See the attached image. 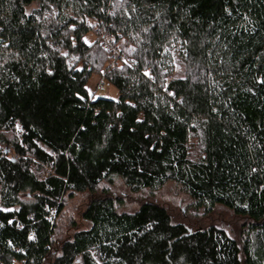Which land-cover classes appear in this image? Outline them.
I'll return each mask as SVG.
<instances>
[{"label":"trees","instance_id":"obj_1","mask_svg":"<svg viewBox=\"0 0 264 264\" xmlns=\"http://www.w3.org/2000/svg\"><path fill=\"white\" fill-rule=\"evenodd\" d=\"M0 264H264V0H0Z\"/></svg>","mask_w":264,"mask_h":264},{"label":"rangeland","instance_id":"obj_2","mask_svg":"<svg viewBox=\"0 0 264 264\" xmlns=\"http://www.w3.org/2000/svg\"><path fill=\"white\" fill-rule=\"evenodd\" d=\"M96 40L95 34H89L86 36L85 41L87 44H92ZM180 70V68H178ZM103 80L100 76H93L90 83L87 86L88 92L91 96L95 98H109L113 100L119 99V92L114 87L107 84L105 81L103 89L99 90V83ZM156 201L162 202L164 204L173 207V209L178 210L181 215L186 216L187 214V201L186 197L181 194H176L173 187L167 186L160 194L155 196ZM87 197L77 195L73 200L68 202V206L61 218H59L58 224L63 225L68 230H73V222L79 225L81 228H87L88 224L83 220L82 214L86 206ZM223 221L221 226L227 230L235 229L234 218L231 214L220 217ZM225 221V222H224Z\"/></svg>","mask_w":264,"mask_h":264},{"label":"built area","instance_id":"obj_3","mask_svg":"<svg viewBox=\"0 0 264 264\" xmlns=\"http://www.w3.org/2000/svg\"><path fill=\"white\" fill-rule=\"evenodd\" d=\"M102 44H103V48L108 52L109 66L111 69L120 68L128 63V58L126 54L113 43L112 39L105 36L102 38ZM105 81H106L105 77H103V80L99 83V86H98L99 90L103 89ZM48 174H49V168H46L42 171L41 177L45 179L48 177ZM45 210L48 215L47 219L52 224L57 222L58 220L57 209L47 207ZM15 221L17 223L18 229H22V223L20 222V220L16 218Z\"/></svg>","mask_w":264,"mask_h":264}]
</instances>
